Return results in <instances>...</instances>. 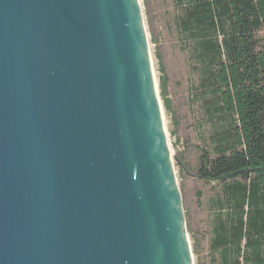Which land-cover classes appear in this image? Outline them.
<instances>
[{"label": "water", "instance_id": "obj_1", "mask_svg": "<svg viewBox=\"0 0 264 264\" xmlns=\"http://www.w3.org/2000/svg\"><path fill=\"white\" fill-rule=\"evenodd\" d=\"M0 264H193L139 0H0Z\"/></svg>", "mask_w": 264, "mask_h": 264}, {"label": "trees", "instance_id": "obj_2", "mask_svg": "<svg viewBox=\"0 0 264 264\" xmlns=\"http://www.w3.org/2000/svg\"><path fill=\"white\" fill-rule=\"evenodd\" d=\"M175 3L180 36L200 66L201 100L222 122L212 136L216 157L204 154L199 169L227 182L229 209L212 247L222 264H264V43L256 35L264 31V0ZM159 87L164 98L163 80Z\"/></svg>", "mask_w": 264, "mask_h": 264}, {"label": "rangeland", "instance_id": "obj_3", "mask_svg": "<svg viewBox=\"0 0 264 264\" xmlns=\"http://www.w3.org/2000/svg\"><path fill=\"white\" fill-rule=\"evenodd\" d=\"M139 3L192 261L222 264L212 242L219 218L225 219L229 209L224 193L227 182L208 180L199 174L202 156L206 154L209 160L216 157L212 136L222 122L210 118L201 100L200 66L192 57L191 46L182 41L178 28L180 7L175 0H139ZM256 35L264 43V31ZM161 80L168 107L160 93Z\"/></svg>", "mask_w": 264, "mask_h": 264}]
</instances>
